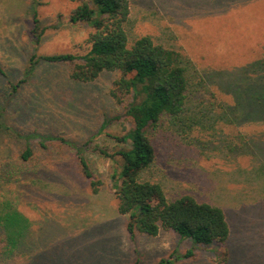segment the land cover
<instances>
[{
	"label": "rangeland",
	"instance_id": "obj_1",
	"mask_svg": "<svg viewBox=\"0 0 264 264\" xmlns=\"http://www.w3.org/2000/svg\"><path fill=\"white\" fill-rule=\"evenodd\" d=\"M81 1L0 0V64L8 75L0 73V210L12 242L0 236V253L6 247L0 264H156L164 257L175 264H264V102L256 95L258 86L264 94V0H129L131 41L149 35L191 59V80L203 93L196 110L215 102L222 109L226 102L241 111V126L221 119L183 131L166 120L153 135L157 159L147 173L170 199L189 194L223 208L230 226L227 261L222 247H196L172 230L136 237L128 232L111 187L117 162L95 150L99 145L114 152L119 145L109 134L131 129L127 103L110 94L117 72L82 83L70 77V64L42 61L28 73L33 54L89 50L90 28L69 21ZM34 5L47 27L38 45L31 33ZM239 133L249 142L248 154L234 157L228 152L233 141L227 148L222 141ZM32 134L37 136L30 139ZM49 135L81 146L92 140L85 155L105 182L97 193L84 180L77 151L42 139ZM28 139L35 155L23 161Z\"/></svg>",
	"mask_w": 264,
	"mask_h": 264
},
{
	"label": "trees",
	"instance_id": "obj_2",
	"mask_svg": "<svg viewBox=\"0 0 264 264\" xmlns=\"http://www.w3.org/2000/svg\"><path fill=\"white\" fill-rule=\"evenodd\" d=\"M33 7L32 41L38 45L47 27L41 25L35 5ZM130 14L129 0H82L72 10L69 21L73 25L85 23L90 28L87 39L90 43L89 50L80 55L33 54L27 71L31 74L42 61L50 64L68 63L71 65L70 77L82 83L95 81L104 71L117 72L110 94L118 104L127 103L126 116L131 129L122 135L109 134L119 145L114 152L99 145L95 146V150L110 158L114 164L117 162L110 174L111 187L117 199L118 212L127 217L128 232L136 237L157 236L162 230H172L181 238L192 239L196 247H222L223 258L227 261L230 226L223 208L198 201L189 194L170 199L163 185L147 178V173L157 159L153 135L166 120L183 131L197 123H201L204 128L208 124L213 127L221 119L241 126L237 116L241 111L235 110V103L226 102L221 105L222 109H217L215 102L211 104L212 107L196 110L195 102L203 93L200 91L201 86H194L191 80V70L195 69L191 59L180 50L156 43L149 35H142L131 41L127 29ZM262 62L264 70V58ZM0 73L8 76L1 64ZM261 89L263 86L257 87L260 92ZM260 92L256 95L258 98L262 96L264 102V94ZM239 103L240 100L237 99V104ZM196 105L199 106L198 103ZM262 110L261 120L264 122V109ZM252 112L255 113L254 118H259L254 110ZM108 125V121H105L100 133ZM213 134H216L215 130ZM36 136L32 134L30 139ZM42 139L59 140L77 151L76 158L81 173L94 193L105 184L96 176L85 155V145H89L92 140L81 146L58 136L49 135ZM235 141L241 144L238 145ZM211 142L213 141L203 142L202 146L209 147ZM229 142L233 143V147L228 152L234 154V157L248 152L245 149L249 142L243 137V133L237 134L235 140L224 139L221 147L227 148ZM34 155L35 150L29 143L21 153V159L30 161ZM0 207L5 206L0 203ZM4 218L0 210V236L3 242L10 245L11 236L2 223ZM25 241V236L21 237L18 246H22ZM1 253H6V247ZM191 255L193 250L187 254ZM156 264L175 263L164 257Z\"/></svg>",
	"mask_w": 264,
	"mask_h": 264
}]
</instances>
